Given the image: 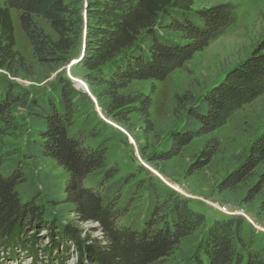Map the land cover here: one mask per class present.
Listing matches in <instances>:
<instances>
[{"label": "trees", "instance_id": "obj_1", "mask_svg": "<svg viewBox=\"0 0 264 264\" xmlns=\"http://www.w3.org/2000/svg\"><path fill=\"white\" fill-rule=\"evenodd\" d=\"M0 7V69L16 74L23 57L16 44L12 10L19 12L21 27L34 54L45 62L62 63L84 38L80 64L106 116L122 123L138 114L150 127V94L122 93L133 81H164L181 68L211 40L234 22L236 7L215 2L195 9V0H4ZM85 13V16H84ZM38 19L57 33L47 35ZM84 35V36H83ZM264 94V40L223 80L202 98L185 94L183 126L171 133L167 147L154 160L178 156L194 139L206 138L195 167L203 169L219 153L221 143L214 135L243 106ZM86 97L61 78L49 93L31 98L27 91L7 88L0 94V122L6 123L14 106L28 108L30 128L37 135L27 143L29 158H50L67 173L64 192L50 198L54 205H73L82 222L97 223L101 238L84 240L72 225H60L50 218L48 207L36 198L23 199L18 186L26 182L20 167L8 169L0 160V239L7 245L34 249L32 229L50 232V253L64 255L75 249L74 264H166L181 240L194 234L207 216L191 207L175 192H152V200L139 227L120 223L119 199L85 181L107 168L108 139L96 145L110 125L95 110H87ZM85 111L84 127L72 132L75 117ZM101 132V133H100ZM3 126L0 125V135ZM112 174V173H111ZM111 176V175H109ZM250 198L263 196L264 212V128L251 144L240 165L223 181V189L249 183ZM188 264H264V249L252 248L236 218L216 219L205 244Z\"/></svg>", "mask_w": 264, "mask_h": 264}, {"label": "rangeland", "instance_id": "obj_2", "mask_svg": "<svg viewBox=\"0 0 264 264\" xmlns=\"http://www.w3.org/2000/svg\"><path fill=\"white\" fill-rule=\"evenodd\" d=\"M231 2L236 7L232 25L211 40L201 52H197L181 68L172 72L164 81H133L122 93L150 94L151 130L138 114H131L122 123L106 116L93 88L86 81L87 70L80 64L84 38L62 63L45 62L34 54L33 46L21 27L19 12L12 10L16 44L14 50L22 57V67L16 74L0 69V94L7 88L27 91L31 98L49 93L61 78L66 79L90 104L87 110H95L109 125L102 137L91 141L96 145L108 139L107 168L88 177L87 186L119 199L122 213L120 223L139 227L152 192H175L187 199L191 207L207 216L204 226L185 237L176 247L166 264H188L201 251L208 231L216 219L236 218L243 222V233L252 248L264 249L263 196L250 198L249 183L234 189H223L227 175L235 170L247 154L251 144L264 128V94L251 104L243 106L228 122L215 132L221 143L219 153L203 169L195 167L199 152L206 138L194 139L182 152L167 161L154 160L155 155L168 145L171 133L183 126L185 110L182 101L185 94L199 101L202 96L225 77L226 73L247 58L253 48L264 40V0H195V9L215 2ZM0 0V7L4 6ZM85 16V13H84ZM45 33L57 39V33L43 19H38ZM84 36V35H83ZM75 61L76 63H73ZM82 82V83H81ZM85 110V111H87ZM85 111L75 117L72 132L84 127ZM0 160L8 169L20 167L26 174V182L18 186L23 199L36 198L48 207L50 218L58 224L72 225L84 240L101 238L97 223L82 222L75 215L73 205H54L50 198L62 195L68 173L50 158H29L27 143L37 137L30 128L28 108L14 106L12 116L1 123ZM112 173V174H111ZM227 208V212L222 210ZM241 213V214H240ZM239 214V215H237ZM34 249L30 251L7 245L0 239V264H74L77 253L72 247L64 254L53 248L48 252L50 232L32 229Z\"/></svg>", "mask_w": 264, "mask_h": 264}, {"label": "built area", "instance_id": "obj_3", "mask_svg": "<svg viewBox=\"0 0 264 264\" xmlns=\"http://www.w3.org/2000/svg\"><path fill=\"white\" fill-rule=\"evenodd\" d=\"M222 210H223L224 212H227V211H228L226 207H223ZM240 214H241V213H240ZM237 215H239V214H237Z\"/></svg>", "mask_w": 264, "mask_h": 264}, {"label": "snow or ice", "instance_id": "obj_4", "mask_svg": "<svg viewBox=\"0 0 264 264\" xmlns=\"http://www.w3.org/2000/svg\"><path fill=\"white\" fill-rule=\"evenodd\" d=\"M73 63H76L75 61H73ZM82 83V82H81Z\"/></svg>", "mask_w": 264, "mask_h": 264}]
</instances>
